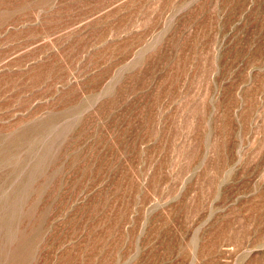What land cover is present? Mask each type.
Segmentation results:
<instances>
[{
    "label": "rangeland",
    "instance_id": "obj_1",
    "mask_svg": "<svg viewBox=\"0 0 264 264\" xmlns=\"http://www.w3.org/2000/svg\"><path fill=\"white\" fill-rule=\"evenodd\" d=\"M0 264H264V0H0Z\"/></svg>",
    "mask_w": 264,
    "mask_h": 264
}]
</instances>
